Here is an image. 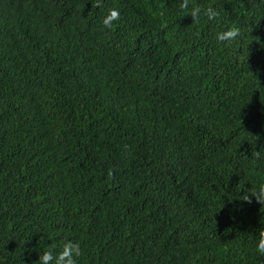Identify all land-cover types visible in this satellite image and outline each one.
I'll list each match as a JSON object with an SVG mask.
<instances>
[{
    "label": "trees",
    "instance_id": "16d2710c",
    "mask_svg": "<svg viewBox=\"0 0 264 264\" xmlns=\"http://www.w3.org/2000/svg\"><path fill=\"white\" fill-rule=\"evenodd\" d=\"M180 2L0 0V264H264V0Z\"/></svg>",
    "mask_w": 264,
    "mask_h": 264
},
{
    "label": "clouds",
    "instance_id": "9594fccd",
    "mask_svg": "<svg viewBox=\"0 0 264 264\" xmlns=\"http://www.w3.org/2000/svg\"><path fill=\"white\" fill-rule=\"evenodd\" d=\"M189 3L190 0H181L179 7L181 10H187L189 14L194 17V20H198L201 15L206 16L209 20L219 15V12L211 5L204 7L199 4H192L191 7H189ZM119 17L120 12L118 9H109L102 22L105 26H111V23L118 20ZM215 38L217 41H232L238 38V31L234 27L228 28L217 32ZM254 194L259 200L264 201V185H261ZM257 248L260 253H264V234H261L257 242ZM80 254L81 249L79 242L69 240L63 244L62 250L60 251H54L53 249L44 251L39 255L37 264H78V257Z\"/></svg>",
    "mask_w": 264,
    "mask_h": 264
}]
</instances>
